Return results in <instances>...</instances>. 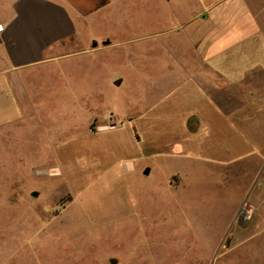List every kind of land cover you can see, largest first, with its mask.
Listing matches in <instances>:
<instances>
[{
    "label": "rangeland",
    "instance_id": "374dc122",
    "mask_svg": "<svg viewBox=\"0 0 264 264\" xmlns=\"http://www.w3.org/2000/svg\"><path fill=\"white\" fill-rule=\"evenodd\" d=\"M60 1L81 55L29 74L0 114V264H264L263 159L236 154L221 177L196 153L179 39L169 55L148 33L164 0Z\"/></svg>",
    "mask_w": 264,
    "mask_h": 264
},
{
    "label": "crops",
    "instance_id": "0c3cea01",
    "mask_svg": "<svg viewBox=\"0 0 264 264\" xmlns=\"http://www.w3.org/2000/svg\"><path fill=\"white\" fill-rule=\"evenodd\" d=\"M164 7L163 19L148 33L167 37L169 55L179 39L180 84L197 97L188 117L196 121V153L221 177L229 175L236 154L248 163L264 162V0H164ZM130 31V40H138L133 19ZM76 33V19L60 0H0V114L8 104L20 111L29 74L58 69L81 55L68 49ZM114 41L115 47L123 42ZM96 42L85 53L107 47Z\"/></svg>",
    "mask_w": 264,
    "mask_h": 264
},
{
    "label": "built area",
    "instance_id": "2783aa9c",
    "mask_svg": "<svg viewBox=\"0 0 264 264\" xmlns=\"http://www.w3.org/2000/svg\"><path fill=\"white\" fill-rule=\"evenodd\" d=\"M254 211L255 208L252 204H250L249 202H243L238 208L237 219L248 222L253 217Z\"/></svg>",
    "mask_w": 264,
    "mask_h": 264
},
{
    "label": "water",
    "instance_id": "95a60500",
    "mask_svg": "<svg viewBox=\"0 0 264 264\" xmlns=\"http://www.w3.org/2000/svg\"><path fill=\"white\" fill-rule=\"evenodd\" d=\"M102 44H103V45H107L108 42L105 41V42H103ZM119 83H120V80H119V81H116V82H115V85H119ZM145 174L147 175V174H148V171H146Z\"/></svg>",
    "mask_w": 264,
    "mask_h": 264
}]
</instances>
